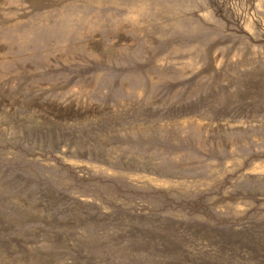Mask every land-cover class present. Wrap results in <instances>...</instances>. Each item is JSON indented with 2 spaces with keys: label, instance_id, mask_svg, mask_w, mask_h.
I'll return each mask as SVG.
<instances>
[{
  "label": "rangeland",
  "instance_id": "rangeland-1",
  "mask_svg": "<svg viewBox=\"0 0 264 264\" xmlns=\"http://www.w3.org/2000/svg\"><path fill=\"white\" fill-rule=\"evenodd\" d=\"M0 264H264V0H0Z\"/></svg>",
  "mask_w": 264,
  "mask_h": 264
}]
</instances>
